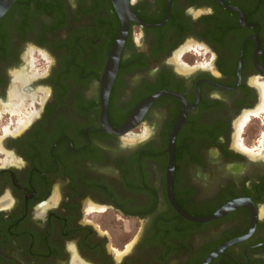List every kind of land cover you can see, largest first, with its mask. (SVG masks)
<instances>
[{
  "label": "flooded vegetation",
  "instance_id": "obj_1",
  "mask_svg": "<svg viewBox=\"0 0 264 264\" xmlns=\"http://www.w3.org/2000/svg\"><path fill=\"white\" fill-rule=\"evenodd\" d=\"M130 2L112 131L113 1L12 0L0 16V264H200L231 242L209 264H264V0ZM173 137L186 214L248 202L181 215ZM120 217L140 225L121 251Z\"/></svg>",
  "mask_w": 264,
  "mask_h": 264
},
{
  "label": "water",
  "instance_id": "obj_2",
  "mask_svg": "<svg viewBox=\"0 0 264 264\" xmlns=\"http://www.w3.org/2000/svg\"><path fill=\"white\" fill-rule=\"evenodd\" d=\"M112 1H113L115 8L117 9L120 17H121L123 27H122V31H121L119 38L117 39V41L115 42V44L111 50L108 62H107L106 67H105L103 80H102L101 99H102V113H103V118H104L103 123H104V126L110 131H112V129H111L109 122L107 120L109 96H110L111 88H112V85L114 83V80H115V77H116V74H117V71L119 68L121 51H122V48H123V45H124V42H125V39L127 36L129 22L132 19L136 20L135 16L133 15L132 9H131L130 0H112ZM11 2H12V0L0 1V16L6 10V8L10 5ZM242 21H244V19H242ZM155 96L149 98L147 101H144L131 114V116L128 118L127 122L124 124L123 128L121 129V131L128 130L131 127H133L135 124L138 123V121L140 120V118L143 115V112H145L146 108L152 102V100L155 98ZM185 114H186V112H184L183 116L180 118L176 129H178L181 126V124L183 123V121L185 119ZM174 144H175V141H174V137H173L171 142H170V148H169L170 153H169L168 172H167L168 173V191H169V197H170V200H171L173 206L186 219H188L189 221L198 222V223L208 222V221H211L213 219H217L219 217H222L225 214H227L228 212H230L231 210L235 209L236 207L244 205L245 203L248 202V201H244V200L231 201V202L227 203L226 205H224L222 208H220L218 211H216L214 214L207 216V217H198V216H192V215L186 214L180 207L177 206V204L173 200L172 194H171L173 176H174V171H175V153L173 152ZM238 240H241V239H238ZM238 240H236V241H238ZM231 243H233V242H231ZM231 243L225 244V245L221 246L220 248H218L217 250H215L214 252H212L200 264H209L217 256L223 254L225 248Z\"/></svg>",
  "mask_w": 264,
  "mask_h": 264
},
{
  "label": "rangeland",
  "instance_id": "obj_3",
  "mask_svg": "<svg viewBox=\"0 0 264 264\" xmlns=\"http://www.w3.org/2000/svg\"><path fill=\"white\" fill-rule=\"evenodd\" d=\"M99 216H101V214H99ZM117 225L119 228L114 227L115 233L112 234V238L110 237L111 240L109 241V246L118 247L117 249L121 251V248L123 247L122 244H126V243L129 244V242L135 239L136 236L139 234L140 225H138V227L134 230L133 224L131 223V221L130 222L125 221L122 219V217H120L119 220L117 221Z\"/></svg>",
  "mask_w": 264,
  "mask_h": 264
}]
</instances>
